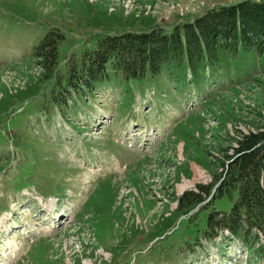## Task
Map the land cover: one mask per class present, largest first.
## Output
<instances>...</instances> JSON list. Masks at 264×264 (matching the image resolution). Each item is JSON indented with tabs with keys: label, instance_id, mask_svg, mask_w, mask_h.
<instances>
[{
	"label": "rangeland",
	"instance_id": "1",
	"mask_svg": "<svg viewBox=\"0 0 264 264\" xmlns=\"http://www.w3.org/2000/svg\"><path fill=\"white\" fill-rule=\"evenodd\" d=\"M237 1L0 0V264H264V230L253 244L203 233L235 196L162 220L199 184L217 193L226 149L264 130V51L240 46L197 74L187 60L157 76L111 72L80 94L43 86L33 56L58 28L56 77L66 80L67 58L95 48L99 33L170 30ZM96 2L134 25L105 21Z\"/></svg>",
	"mask_w": 264,
	"mask_h": 264
},
{
	"label": "trees",
	"instance_id": "2",
	"mask_svg": "<svg viewBox=\"0 0 264 264\" xmlns=\"http://www.w3.org/2000/svg\"><path fill=\"white\" fill-rule=\"evenodd\" d=\"M96 4L105 13V21L122 23L125 20L128 23L129 20L130 25L133 24L134 16L126 18L117 10L112 12L103 2ZM57 29H51L33 52L37 64L42 67L39 80L43 81V86L61 84L68 92L80 94L81 90H89L110 77L111 72L127 79L143 78L148 73L157 76L187 60L190 71L197 74L206 65L216 66L223 52L234 54L240 46L262 53L264 0H239L213 6L193 19L174 24L170 30L153 25L145 29L99 33L95 48L85 50L80 57L67 58L66 80L56 77L61 69L58 56L59 42L63 38ZM38 88L32 84L26 89L39 93L36 92ZM21 90L25 89L16 92L9 89V92L15 95ZM4 99L2 93L0 112L7 103ZM231 149L234 153L229 154ZM226 157V176L217 193L212 194L213 188L209 185L199 184L198 190L186 191L179 199V207L162 220L170 222L172 219L173 222L177 216L198 208L209 195L215 198L227 194L232 199L235 196L230 211L213 209L208 213L203 233L212 238L228 230L253 244L258 230H264V130L242 135L237 146L226 149Z\"/></svg>",
	"mask_w": 264,
	"mask_h": 264
},
{
	"label": "bare ground",
	"instance_id": "3",
	"mask_svg": "<svg viewBox=\"0 0 264 264\" xmlns=\"http://www.w3.org/2000/svg\"><path fill=\"white\" fill-rule=\"evenodd\" d=\"M87 178L88 179H90L91 178V175L89 174L88 176H87ZM188 185V183H186V184H184V186H187ZM183 187V186H182ZM19 247V246H18ZM21 248V247H20ZM85 264H91L90 262H86Z\"/></svg>",
	"mask_w": 264,
	"mask_h": 264
},
{
	"label": "water",
	"instance_id": "4",
	"mask_svg": "<svg viewBox=\"0 0 264 264\" xmlns=\"http://www.w3.org/2000/svg\"><path fill=\"white\" fill-rule=\"evenodd\" d=\"M214 193H215V190H213L212 194H214Z\"/></svg>",
	"mask_w": 264,
	"mask_h": 264
}]
</instances>
